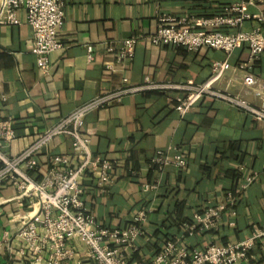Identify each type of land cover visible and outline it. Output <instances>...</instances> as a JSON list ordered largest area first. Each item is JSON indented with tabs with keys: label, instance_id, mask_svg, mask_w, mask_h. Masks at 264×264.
<instances>
[{
	"label": "crops",
	"instance_id": "obj_1",
	"mask_svg": "<svg viewBox=\"0 0 264 264\" xmlns=\"http://www.w3.org/2000/svg\"><path fill=\"white\" fill-rule=\"evenodd\" d=\"M63 25L57 39L62 48L49 54L47 75L40 74L30 54L32 32L25 13L16 11L20 25H0V122L8 121L13 139L1 142L8 158L18 156L45 131L95 97L116 90L125 78L129 86L201 84L211 68L226 61L229 70L212 86L228 95L240 93L248 51L245 45L226 57L202 48L190 53L172 45L154 46L148 38L163 16L199 21L223 13L227 0H62ZM249 14L264 13V0H245ZM255 22L240 30L250 31ZM226 32L225 29H220ZM229 32H233L230 30ZM135 38L133 57L122 65L115 58L125 39ZM91 47V60L86 48ZM113 66L109 71L106 66ZM249 73L264 94V53ZM180 92L147 89L123 95L118 101L89 111L79 132L88 139L90 157L108 160L114 166L110 181L99 188V174L90 165L78 186L81 200L98 225L108 229L127 227L140 208H149L145 237L128 264L154 259L167 241H177L190 250L209 243L224 246L239 243L264 229V127L240 109L204 97L185 115L174 111ZM260 106L257 97H246ZM71 138L58 135L35 155L37 169L28 176L40 181L52 156L68 158V167L82 162L71 147ZM180 153L184 170L151 166L154 152ZM256 173L246 189L240 184ZM155 186L144 191L143 186ZM219 208L218 225L207 232H184L182 223L194 213ZM37 196L18 193L12 185L0 187V264H32L20 254L23 244L16 233L23 222L39 213ZM76 258L85 262L84 248L70 241ZM240 264H264V240L248 251Z\"/></svg>",
	"mask_w": 264,
	"mask_h": 264
},
{
	"label": "built area",
	"instance_id": "obj_2",
	"mask_svg": "<svg viewBox=\"0 0 264 264\" xmlns=\"http://www.w3.org/2000/svg\"><path fill=\"white\" fill-rule=\"evenodd\" d=\"M223 13L212 18H202L199 21H188L167 15L159 17L156 30L148 40L154 46L182 48L194 53L202 48L214 52H222L226 57L233 51L245 45L248 51L245 63L237 66L243 72L241 91L237 95H228L217 91L212 84L229 70L226 61L211 68V75L201 84H143L129 86L123 78L121 85L113 91L95 97L79 106L68 117L60 120L57 125L40 135L30 147L24 149L18 156L8 158L0 151V187L5 184L15 187L18 193L37 196L39 213L22 223L16 233V239L22 242V256H29L32 264H128V258L137 252L139 240L149 242L145 237V223L150 214L149 208H140L132 217L130 224L122 229L103 228L97 224L93 215L84 209L78 186L86 166L98 172L97 185L104 187L110 181L114 166L108 160L90 157L88 139L80 135V121L89 111L102 109L116 102L123 95L133 94L147 89H173L179 93L174 97V111L185 115L195 103L204 97L223 101L230 107L240 109L251 119L264 127V94L262 86L249 73L252 65L264 53V13L249 14L245 11V0H227ZM22 9L25 13L24 22L32 32L30 54L35 57V65L40 74L47 75L49 70V54L62 48L57 34L63 25L64 5L62 0H0V25H20L16 11ZM255 22L250 31L240 30L244 23ZM225 29L227 32H222ZM232 30L233 32H229ZM135 38L125 39L121 43L115 58V65H122L133 57ZM87 59L91 60V47L86 48ZM109 71L113 66L108 65ZM257 97L260 106L250 104L246 97ZM58 135L71 138L72 151L82 158L80 164L68 165V158L52 156L47 173L40 181H34L28 176L37 169L35 159L43 147ZM13 130L8 121L0 122L1 142L7 143L13 139ZM150 165L161 170L173 166L184 170L186 162L177 152L169 155L156 150ZM257 174L246 176L240 184L244 190L255 180ZM144 191H154L155 186H143ZM220 209L209 207L201 213H194L190 222H184L181 227L184 232L197 230L207 232L218 225ZM80 243L84 248L85 262L76 258L73 248L68 242ZM264 240V229L254 232L248 240L239 243H226L218 246L209 243L205 249L190 250L179 246L177 241H167L157 252L154 259L144 264H240L247 258L248 251L258 241Z\"/></svg>",
	"mask_w": 264,
	"mask_h": 264
},
{
	"label": "trees",
	"instance_id": "obj_3",
	"mask_svg": "<svg viewBox=\"0 0 264 264\" xmlns=\"http://www.w3.org/2000/svg\"><path fill=\"white\" fill-rule=\"evenodd\" d=\"M227 32V31H226ZM183 224V223H182Z\"/></svg>",
	"mask_w": 264,
	"mask_h": 264
}]
</instances>
